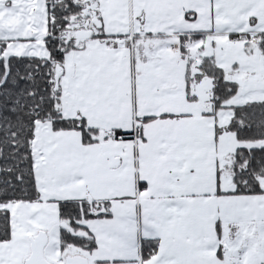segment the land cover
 Instances as JSON below:
<instances>
[{
    "label": "snow or ice",
    "instance_id": "obj_1",
    "mask_svg": "<svg viewBox=\"0 0 264 264\" xmlns=\"http://www.w3.org/2000/svg\"><path fill=\"white\" fill-rule=\"evenodd\" d=\"M0 264H264V0H0Z\"/></svg>",
    "mask_w": 264,
    "mask_h": 264
}]
</instances>
